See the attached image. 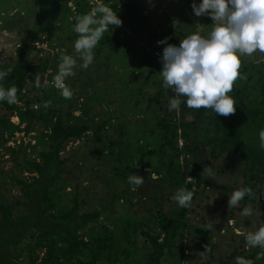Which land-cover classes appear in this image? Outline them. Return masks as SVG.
<instances>
[{
  "label": "trees",
  "instance_id": "trees-1",
  "mask_svg": "<svg viewBox=\"0 0 264 264\" xmlns=\"http://www.w3.org/2000/svg\"><path fill=\"white\" fill-rule=\"evenodd\" d=\"M112 1L106 0L105 5L117 12L122 25L128 22L130 26L127 28L133 33L144 31L149 19L144 6L123 4L119 10L117 2L109 4ZM193 3L195 0H183L182 15L177 26V30H183L180 34L182 39L195 28ZM74 8L77 18L91 12L83 0L75 3ZM42 9H47V6H42ZM60 11L56 10L58 13ZM77 18L72 21L60 19L61 27L66 24L68 31H71L67 35L68 41L71 35L78 36L74 31ZM37 27L18 45L13 64L0 66V71L13 69L9 76L0 80V87L8 89L15 86L18 89L16 103L0 101V108L6 113V116H0V147L10 158L21 154V164L27 174L25 179L12 180L20 196L25 199L24 203H16L25 211L24 215H14L8 204L0 199V264H183L188 259L185 256L186 236L191 228L187 224V211L184 208L164 212L162 205L155 202L153 208L146 211V216L134 221H123L122 230L114 231L105 223L109 218L108 213L113 212L112 204L118 199L116 195L111 197L107 208L85 212L78 191L74 190L71 194L66 192L69 184L63 178L67 163L63 153L69 144L82 141L86 135H91L100 152L104 150L107 153L105 149L109 151L105 158L116 164L110 171L115 180H122L123 172L128 174L127 177L133 175L144 168L145 161L155 159V164L149 165V175L164 179L170 186L186 188L194 195L202 193L207 186L202 184L201 169L193 166L184 170L180 160L182 155H193L202 147H208L212 160L225 155L235 158L245 180L244 187H250L256 196L264 197V152L243 139L242 130L230 116H220L211 109L203 108L196 110L194 121L185 123L171 119L168 109L160 115L155 114L154 109L157 117H153L154 122L139 116L151 112L150 109L159 103L163 94L161 82L152 96H147L143 88L133 90L129 97L136 100L132 104H124V116L114 117L107 111L96 124H92L91 119L83 120L75 116L76 106L70 104L75 101L64 99L60 90L49 86L47 95V92L36 87L37 76L41 78L52 68V62L46 58L39 59L35 64L27 63L29 53L34 51L30 43L47 31L43 22L38 23ZM52 28L59 32L62 30L54 26ZM112 28L110 26L109 30ZM174 33L159 34L154 39L153 53L158 54L168 44L179 46L182 39L178 38L177 41ZM165 38L166 44L158 43ZM135 45L131 40L118 41L105 33L97 47H104L108 54L117 52L123 56L119 49L126 46L134 48ZM134 54L138 55V50ZM240 72L243 78L234 84V91L229 95L235 99L236 106L247 121L261 131L264 129V62L250 64L242 61ZM147 75L149 72H145L141 78L142 86L151 85L152 77L148 79ZM120 85L123 89L127 88L124 82ZM26 90L33 93L29 101L25 97ZM95 99L98 103H105L103 95ZM46 101H51L48 108L44 107ZM145 102L143 110L142 103ZM38 104L40 107L33 111V106ZM19 105H24L30 111L23 110ZM52 108L57 112L53 118H49L46 113ZM157 109L159 113L160 109ZM128 114L135 120L126 119ZM13 116L18 119V124L10 121ZM125 120L129 123L124 125L125 131H122ZM29 121L39 122L41 126L38 135L31 138L34 144L23 146L18 143L13 147H5L14 140L17 132H22L20 127ZM109 128H114L113 135L108 134ZM103 135L108 139L119 136L120 142L127 144L125 148L130 150V154H114L118 144L109 140L103 146ZM193 136L196 141L189 144ZM124 138H129L128 142ZM143 140H146L145 145L142 144ZM179 140L182 142L181 148L177 146ZM149 145L152 151L146 148ZM189 176L194 179L193 183H187ZM200 186H203L201 190ZM192 187H196L197 191H193ZM254 200L245 196L242 202L253 203ZM261 251L264 249L255 247L243 257L252 259L254 264H264V259L256 260L257 253Z\"/></svg>",
  "mask_w": 264,
  "mask_h": 264
},
{
  "label": "rangeland",
  "instance_id": "rangeland-1",
  "mask_svg": "<svg viewBox=\"0 0 264 264\" xmlns=\"http://www.w3.org/2000/svg\"><path fill=\"white\" fill-rule=\"evenodd\" d=\"M64 1L66 0H0V66L13 64L20 42L26 40L28 34L37 30L38 23L43 22L47 31L30 43L34 51L29 53L27 63L35 64L42 58L52 62V68L40 78V89L48 95L49 86L59 90L54 84V77L58 73L61 55H71L77 60V66L74 68L75 75L65 80V84L73 91L70 100L75 103L70 104L76 106L75 116L82 117L83 120L91 119L92 124H96L107 111L114 117H119L121 114L124 116V104H129L126 102L132 104L131 102L136 100L129 97L133 90L143 88L147 96H152L159 83L163 85L161 75L163 51H159L158 54L153 53L154 39L159 34L169 32H175L174 37L177 41L178 38L182 39L180 34L183 30H177V26L182 15L183 0H113L109 4L117 2L119 10L122 9L123 4L144 6L149 16L148 25L139 33L129 30L128 22L108 30L106 34L116 40L122 42L131 40L137 45L134 48L126 46L119 49L123 52V56L117 52L108 54L104 47H96L94 60L87 70L80 66L83 60L75 52L74 43L78 36L73 34L68 41L67 35H70L71 31H68L66 24L61 27L60 22V19L64 20V18L69 21L77 18L74 4L79 3L80 0H68L65 4ZM83 1L87 2L91 11L96 5L106 3V0ZM201 2L202 0H195L197 6ZM42 6H47V9H42ZM58 9L61 10L60 13L56 12ZM192 19L195 28L191 34L199 33L207 37L214 27L212 18L208 15L197 17L193 11ZM52 26L62 29L61 32L53 30ZM136 50L138 55L134 54ZM241 60L250 64H260L264 62V54L257 51L251 56H242ZM145 72H149L148 79L152 77L150 86H142L141 78ZM121 82L127 85L126 89L122 88ZM162 92L159 103L150 109L151 112L139 115L141 118H149L150 122H154L153 117L157 119L155 114L160 115L166 109L169 110L170 99L177 98L181 100L179 110H172L170 118L184 123L195 120L196 110L189 109L187 104H184L186 97H178L171 88L163 87ZM98 95L104 96L105 103L95 101ZM32 96L33 93L25 91L26 100H31ZM142 106L144 110L146 102L142 103ZM19 107L30 111L24 105ZM39 107V104L34 105L32 109L35 111ZM235 107L236 112L230 117L242 130L243 139L264 152V149L260 147V130L247 121L238 106L235 105ZM64 108L67 109L68 106L65 105ZM157 108L160 109L159 113ZM56 112L57 110L52 108L46 114L49 118H53ZM5 114L0 108V116ZM126 119L135 120L129 114ZM10 121L18 124L15 116L11 117ZM128 123V120L124 121L121 126L122 131H125L124 125ZM20 130L22 132H17L13 137L14 140L7 143L5 147H13L18 143H22L23 146L33 145L31 138L38 135L41 126L39 122L29 121L23 124ZM114 131V128H109L108 134L113 135ZM124 139L128 142L129 138ZM109 140L118 144L114 154L122 152L126 155L130 154V150L125 148L127 144L121 143L119 136L108 139L103 135V146ZM195 141L196 137L193 136L189 144ZM145 142L146 140H143L142 144L145 145ZM172 146L174 147V144ZM177 146L181 148V140L177 142ZM167 147L171 149L170 145ZM146 148L153 150L151 145ZM105 151L107 153L104 150L100 152L91 135H86L82 141L69 144L63 153L67 160L63 178L69 184L66 192L71 194L74 190L78 191L83 211L105 209L110 205L111 197L116 195L118 199L112 204L113 212L108 213L109 218L105 224L108 228L117 231L122 230L123 221H134L146 216V211L153 208L155 202L162 205L164 212L183 208L171 199L181 189L180 187L170 186L164 179H157L153 174L149 175V165L155 164V159L145 161L144 168L134 172L144 177L143 184L136 187L129 183L127 173H121L123 179L120 181L113 178L110 171L116 167V164L111 159L105 158L109 152L107 149ZM210 151V148L202 147L193 155H182L180 160L184 170L193 166L200 168L202 184L208 187V190L195 194L190 207L184 208L187 211V224L191 230L186 236L185 256L188 259L184 260L183 264H236V257L239 255L243 257L254 249L246 246V234L264 225V197L256 196L253 203L241 201L238 206L229 209L228 200L232 192L244 187L245 180L240 172V164L235 158L227 155L212 160L209 156ZM28 154L31 153L28 151ZM21 157L22 155L19 154L10 158L5 154L4 148L0 147V199L8 204L14 215L25 214V211L16 204L24 203L25 199L20 196V192L12 183V180L25 179L27 176L21 164ZM205 166L212 167L214 176L210 177L209 173L204 171ZM134 187L135 190H133ZM244 207H251L253 215L248 217L241 215ZM257 211L261 214H256ZM141 244L142 240L138 246L140 247ZM206 246L210 248V251L203 253Z\"/></svg>",
  "mask_w": 264,
  "mask_h": 264
},
{
  "label": "clouds",
  "instance_id": "clouds-1",
  "mask_svg": "<svg viewBox=\"0 0 264 264\" xmlns=\"http://www.w3.org/2000/svg\"><path fill=\"white\" fill-rule=\"evenodd\" d=\"M197 17L208 15L212 18L214 27L205 37L199 33L188 35L180 41L179 46L168 44L163 49L162 71L163 87L171 88L178 97H186L189 109H211L215 114L228 117L236 112V101L229 95L234 91V84L243 77L241 57L251 56L257 51L264 54V0H202L197 6L192 4ZM122 20L112 8L100 3L91 12L77 18L74 31L78 38L74 43L75 52L83 60L80 65L87 70L94 60V49L102 40L109 27H119ZM166 44L167 38L158 41ZM77 60L71 55H61L58 73L54 84L60 90L64 99H71L73 91L65 84L66 78L74 76ZM13 69L0 71V80L5 79ZM40 78H36V87H40ZM18 89L15 86L5 89L0 87V101L8 104L17 102ZM181 100L170 99L169 110H179ZM51 106L46 101L44 107ZM260 147L264 149V129L259 132ZM204 171L214 176L212 167L205 166ZM131 185L139 187L144 177L130 175ZM189 176L187 183H193ZM135 190V187L133 188ZM194 193L186 188L179 189L171 199L180 207H190ZM249 196L256 194L250 187H243L232 192L228 207L233 208ZM256 214H261L257 211ZM241 215L252 216L253 209L244 207ZM246 246L264 249V225L258 230L246 234ZM210 251L206 246L203 253ZM264 259V251L257 253L256 260ZM236 264H254L252 259L236 257Z\"/></svg>",
  "mask_w": 264,
  "mask_h": 264
},
{
  "label": "built area",
  "instance_id": "built-area-1",
  "mask_svg": "<svg viewBox=\"0 0 264 264\" xmlns=\"http://www.w3.org/2000/svg\"><path fill=\"white\" fill-rule=\"evenodd\" d=\"M200 187H201V188H200V190H201L203 186H200ZM192 190H193V191H197V188H196V187H192ZM200 190H199V191H200ZM204 190H208V188H207V187H204Z\"/></svg>",
  "mask_w": 264,
  "mask_h": 264
}]
</instances>
